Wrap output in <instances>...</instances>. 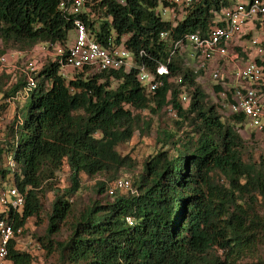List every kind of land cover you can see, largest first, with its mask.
Instances as JSON below:
<instances>
[{
	"label": "trees",
	"instance_id": "obj_1",
	"mask_svg": "<svg viewBox=\"0 0 264 264\" xmlns=\"http://www.w3.org/2000/svg\"><path fill=\"white\" fill-rule=\"evenodd\" d=\"M160 1L84 0L75 17L97 43L105 46L111 39L123 44L154 72L158 64H166L171 39L203 34L213 13L230 4L192 0L174 25L157 15ZM73 19L59 10V0H0V41L27 49L64 44ZM161 33H168L167 41L160 40ZM140 51L145 55L138 58ZM177 58L150 95L134 70L84 68L66 81L52 62L38 69L31 90L25 73L8 90L3 88L5 75L0 76L2 99L20 95L25 103L30 100L11 129V142H0V187L13 186L25 197L21 210L10 212L15 229L30 218L40 219L46 191L62 166L68 167L70 185L65 194L54 196L45 236L38 238L46 254H57L61 264H264L256 255L264 242V160L244 158L243 134L236 131L242 117L231 115L222 122L196 84L197 75ZM182 91L189 99L185 107L179 99ZM163 107L172 108L183 121L192 116L186 142L178 144L164 133L163 143L171 149L145 160L130 190L109 195L110 183L117 179L98 182L96 193L113 199L92 201L74 213L66 197L80 189V175L113 177L121 169L132 170L134 161L117 148L132 138L141 112L157 114ZM10 153L14 169L3 164ZM63 226L68 227L67 237L54 241ZM8 259L32 264L31 254L14 248V242Z\"/></svg>",
	"mask_w": 264,
	"mask_h": 264
},
{
	"label": "built area",
	"instance_id": "obj_2",
	"mask_svg": "<svg viewBox=\"0 0 264 264\" xmlns=\"http://www.w3.org/2000/svg\"><path fill=\"white\" fill-rule=\"evenodd\" d=\"M191 1L161 0L162 14L167 16L163 19L156 9L157 15L163 21L176 25L184 18ZM83 3L84 0H59V10L74 16L75 35L69 45L41 43L33 49V52L50 54L62 78H66L63 73L66 69L78 72L86 68L95 72L124 73L134 70L137 82L145 93L150 95L154 94L161 84L158 77L168 75L167 65L187 51L188 59L192 55L190 53L196 57V68L189 70L197 75V78L200 77L199 72L207 74L214 83L210 92L227 108V115L242 117L243 121L236 125V131L239 134H252L254 139L264 142V0H241L234 3L230 0L228 6L213 13L211 24L203 34L183 33L178 38L171 39L166 64H158L154 72L149 71L145 63H138L123 44L116 45L111 39L105 46L97 43L83 22L75 17L82 12ZM168 38V33L160 34V40L167 41ZM19 55L21 52L10 56L4 54L0 57V64L7 63L10 58H18ZM143 55L145 53L140 51L137 57ZM183 62L185 63L184 60ZM37 66L34 61L25 66L28 90L35 88L34 77L39 69ZM175 83H180V78H177ZM214 87H219V91L216 92ZM179 99L181 103H187L189 100L183 91L179 94ZM167 110L175 115L172 108L168 107ZM245 125L248 127L247 133L243 132ZM5 157L6 166L14 169L15 163L11 155ZM130 187L128 180L117 179L109 188L108 194L113 195L116 190L127 191ZM24 202L25 197L17 188L0 187V207L5 208L0 211V264H12L8 259L12 242L14 248L18 249L24 227L14 228L10 212H19ZM126 222L132 225L130 218H127Z\"/></svg>",
	"mask_w": 264,
	"mask_h": 264
},
{
	"label": "rangeland",
	"instance_id": "obj_3",
	"mask_svg": "<svg viewBox=\"0 0 264 264\" xmlns=\"http://www.w3.org/2000/svg\"><path fill=\"white\" fill-rule=\"evenodd\" d=\"M241 0H232V3ZM157 11L160 13L162 18H166L167 14H162V6L159 2ZM75 32L74 30H69L66 35V41L64 44L69 45L74 40ZM33 48L27 49L23 46L17 44H6L0 41V57L4 54H16L21 52L18 58H10L7 63L0 64V76L5 75L3 82L5 86L4 90H8L9 87L17 81L20 73L25 72V66L28 62L34 61L37 63V69L42 66L52 63V56L50 54L41 55L39 52H33ZM28 50V51H26ZM188 50V47L186 48ZM191 51V49H189ZM189 59L187 58V51L177 58L178 64L184 68L194 69L196 63V57L193 53ZM183 58V59H182ZM185 58V59H184ZM185 61V63L183 62ZM63 73L66 74V81L72 79L79 72L72 71L71 69H66ZM200 77L197 78L196 84L199 85L204 93L206 94V102H209L215 106L218 114L221 117L222 122H228V110L226 107L222 106V102L216 99L210 92L211 86L214 83L209 79L207 74L199 72ZM22 76V75H21ZM181 93V92H179ZM182 94V93H181ZM187 94V93H186ZM30 100H26L23 96H14L6 99L0 97V142L10 141L11 142V129L14 128L16 122H20L21 113L24 103L27 105ZM187 103L183 102L182 106L185 107ZM141 121L138 123L136 130L133 133L132 138L123 144H121L117 151L121 156L128 155L133 161L135 167L132 170L121 169L113 177L107 174H98L92 178H88L84 174L80 175V189L76 194L72 196H67L66 198L72 203L73 212L77 213L83 210L92 201L107 202L111 201L113 197H108L105 192L99 194L96 193L95 184L98 182H111L115 179L128 180L133 183L135 176H137L141 171L142 163L147 160L150 156L154 155L160 150L171 149V145H164V133L172 134L174 136V142L182 143L187 140V133L191 130L190 120L192 116L187 121L181 120L177 114L173 115L168 110L167 107H163L157 112V114H150L147 111L140 113ZM248 127L245 125L243 132L247 133ZM244 140L245 154L244 158H251L253 162H258L264 160V142L259 139H254L247 134L241 135ZM3 141V142H4ZM174 153V150H172ZM11 155V153H10ZM6 160L3 161L5 165ZM113 185V182L110 183ZM69 183V171L68 167L64 164L59 172L56 173L55 179L52 182V189L46 191L45 196L42 200L43 212L40 215L39 220L30 218L27 220L24 226V233L20 238V242L17 246L19 251H26L32 256V264H61L57 254L47 255L46 251L43 249L42 244L38 241V238L45 236V229L47 226V214L50 211V205L54 199V196L65 194L68 189ZM126 192L125 190L121 191ZM5 210V208L0 207V211ZM71 221L69 218L68 223ZM67 226H63L58 235L52 237L54 241H62L68 235ZM256 255L264 263V242L260 243L257 247ZM255 262V260L251 261Z\"/></svg>",
	"mask_w": 264,
	"mask_h": 264
},
{
	"label": "crops",
	"instance_id": "obj_4",
	"mask_svg": "<svg viewBox=\"0 0 264 264\" xmlns=\"http://www.w3.org/2000/svg\"><path fill=\"white\" fill-rule=\"evenodd\" d=\"M39 45V44H38ZM36 47H38L37 45L36 46H34V48H36ZM41 55H44L43 53L41 54Z\"/></svg>",
	"mask_w": 264,
	"mask_h": 264
}]
</instances>
